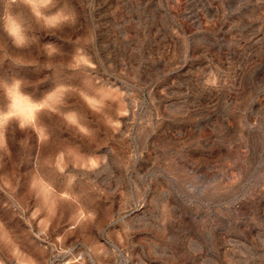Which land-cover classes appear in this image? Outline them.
Here are the masks:
<instances>
[{
    "label": "rangeland",
    "instance_id": "obj_1",
    "mask_svg": "<svg viewBox=\"0 0 264 264\" xmlns=\"http://www.w3.org/2000/svg\"><path fill=\"white\" fill-rule=\"evenodd\" d=\"M0 264H264V0H0Z\"/></svg>",
    "mask_w": 264,
    "mask_h": 264
}]
</instances>
